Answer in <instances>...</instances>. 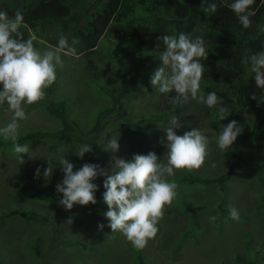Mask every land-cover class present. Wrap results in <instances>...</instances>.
Instances as JSON below:
<instances>
[{
	"label": "rangeland",
	"instance_id": "374dc122",
	"mask_svg": "<svg viewBox=\"0 0 264 264\" xmlns=\"http://www.w3.org/2000/svg\"><path fill=\"white\" fill-rule=\"evenodd\" d=\"M24 7L23 0H0L2 12L6 8L21 11ZM82 19L77 14L65 24L55 21L32 29L23 26L21 31L24 33L25 41L29 36L36 37L34 46L42 52L57 46L54 41L58 42L60 34L68 39L70 45L73 39L77 41L73 45L74 54L62 55L63 67H57L53 96L67 101L71 117L76 118L81 125L88 127L95 119L96 113L112 105L110 94H120L126 108L125 113L109 120L107 125L115 124L120 120L147 118V121L139 127L137 134L126 130L110 132L106 144L101 145L90 158L93 164L111 174L116 157L131 160L134 154L147 155L149 152H155L163 159L166 148L160 144V140L166 137L164 128L171 126L173 115L178 117L180 125L174 129L177 135L183 136L185 132L200 128L210 141V156L204 166L192 171L176 170L174 176L167 178L178 185L176 197L179 195L182 203H177L175 197L171 207L166 210L163 219L157 225L159 232L156 237L150 239L141 251L144 263L235 264L233 257L237 252L242 251L244 231L251 233L252 243H261L264 246V208L261 212L257 210L260 203L259 193H262L263 187L256 179V176L264 170L259 166L260 160L252 144L250 116L237 115V119L227 116L226 119L219 121L217 108H209L206 104L191 99L187 103L183 101L173 103L171 99L177 96L175 90L169 94L159 93L151 84V78L155 71L163 66L159 58L163 48L155 41L148 44L149 50L138 55L133 49V38L107 31L92 53L91 58L96 68H90L84 58L85 52L80 50L75 36V30ZM138 65L146 73L138 74L135 87L130 89V92L122 91L121 82L128 85ZM165 74H170L169 68H165ZM101 86L107 89L104 91ZM2 87L0 85V90ZM247 87L250 99L254 92L262 89L257 84H250ZM203 94L207 96L206 93ZM175 105L180 107L178 113L170 111ZM24 108L29 119L20 122L19 136L27 129L52 130L59 127L58 121L45 111L42 101L32 105L25 104ZM154 112L157 114L163 112L166 120L149 115ZM12 115L7 102L0 104V128L10 122ZM233 120L242 127V132L230 149L221 151L217 145L221 126H227ZM0 137L4 140L2 136ZM113 137L119 139V150L105 151L109 139ZM48 141L51 142L52 139L37 138L32 142H26L34 159L26 154L23 156V164L13 152L11 140H7V149L0 151V264H134L138 249L134 248L120 232L112 233L108 226L110 221L105 216L109 209L102 195H96L98 199L94 205L75 204L71 210H66L58 203L56 211L48 200L41 202L23 195V190L42 191L52 181L53 188L50 195L59 194L57 185L62 183L65 175L63 166L58 162L60 156H66L75 165L74 171L89 160L87 153L82 159L75 154L79 145L64 144L58 152L51 153L47 150ZM239 147L247 163L235 167L230 179L225 183L227 189L225 193H222L216 182L186 184L178 180L179 177L190 172H195L203 179L217 177L235 160L232 153ZM47 158L52 159L54 171L48 179H45L43 171L48 167ZM213 163L215 167L211 166ZM38 168L41 170L39 178L36 177ZM105 178L98 176L94 183L101 186ZM224 197L225 201L222 205L227 208L224 213L229 215V207H235L240 219L237 221L224 217L217 226L214 223L219 212L217 204L224 200ZM62 198L63 195L59 194L56 199L58 201ZM188 202L193 206L198 203L204 205L203 209L196 211L201 231L196 234L195 239L188 238V234H185L192 227L191 215L187 208ZM14 209L37 210L49 219L50 224L10 214ZM69 218L73 220L71 225L66 223ZM53 221L56 222L57 240L77 237L87 242L92 251L71 249L70 246L60 243L54 246ZM100 225H103L102 229ZM37 238L40 243L39 251L34 250Z\"/></svg>",
	"mask_w": 264,
	"mask_h": 264
},
{
	"label": "trees",
	"instance_id": "16d2710c",
	"mask_svg": "<svg viewBox=\"0 0 264 264\" xmlns=\"http://www.w3.org/2000/svg\"><path fill=\"white\" fill-rule=\"evenodd\" d=\"M25 7L21 10L24 16V27L35 28L46 23L58 21L65 24L79 14L83 19L75 30L76 39L79 42L80 50L85 52L87 65L95 69L96 65L92 60L93 50L96 48L100 38L107 31L119 34L124 37L133 38L135 52L142 55L149 50L148 44L152 41L158 42L162 47L159 37L162 35H176L183 33L195 38L201 36L206 41L209 57L206 61L202 60L205 70L201 80L202 93L216 92L222 97L224 106L228 109V116L237 119V115L248 114L252 120L250 132L252 144L256 152L259 166L264 170V89L257 90L253 95L257 99L248 97V87L256 84L255 73L251 72L250 63L246 64L253 54L264 51V0H255L252 10L255 16L250 17L251 27L245 29L238 21L230 5L234 0H23ZM210 3H216L215 13L205 14L202 6L207 7ZM9 18H13L15 10L6 8L5 11ZM21 27V29L23 28ZM20 29V30H21ZM57 45L58 42L54 41ZM134 76L130 78L128 85L121 82L122 91L130 92L135 87L138 74H145L146 71L140 65L136 67ZM123 77L121 76V81ZM102 90H106L101 86ZM55 83L46 90V97L42 100L45 111L55 118L59 127L52 130L35 129L27 131L20 136L17 142L21 145L36 138L52 139L48 141L47 149L49 152L56 153L61 145H90L92 151L87 153L89 160L86 163L93 164L90 158L101 146L106 144L107 135L110 132L126 130L132 134H137L139 127L147 121V118H137L136 120H120L117 123L109 122V112L115 111V117H119L126 105L121 99L120 94L112 95V105L96 113L92 124L81 125V123L71 114L67 107V101L57 99L53 96ZM256 100V101H253ZM170 111H180L179 105H175ZM117 113V114H116ZM149 114V113H148ZM156 118L166 120V115L156 112ZM13 145V142H11ZM8 142L0 138V151L7 149ZM13 148V147H12ZM25 154H23L24 156ZM235 161L217 177L212 179L200 178L195 172L183 175L178 178L186 184H208L218 183L222 193L227 191L225 183L230 179L235 167L247 163L243 158L241 147L233 152ZM258 183L263 187L259 193L260 203L258 210L264 208V172L256 176ZM53 181L50 182L42 191L22 193L27 198L35 200H48L54 211L57 210V197L50 195ZM106 189L103 185H98L95 195L100 196ZM21 192V191H20ZM49 198V199H47ZM96 199H98L96 197ZM224 200L219 201V212L214 219L218 226L224 217L232 219L226 215L227 209L222 205ZM177 203H182L179 195L176 197ZM188 202V210L191 215L192 227L188 231V238L195 239L196 234L201 231L196 216V211L203 209L204 205L198 203L193 206ZM211 205L209 204V207ZM193 211V212H192ZM10 214H17L25 219L38 220L45 224H50L49 219L43 214L32 209H14ZM56 222L53 221L55 235L52 237L54 246H70L71 249H81L82 251H92L84 242L77 237L60 238L55 230ZM194 226V227H193ZM184 234V235H185ZM34 250L39 251L40 245L38 238L35 239ZM51 245V247L53 246ZM142 250L136 251V262L134 264H145ZM233 261L235 264H264V246L261 243H252V235L249 231L242 233V251L237 252Z\"/></svg>",
	"mask_w": 264,
	"mask_h": 264
},
{
	"label": "clouds",
	"instance_id": "9594fccd",
	"mask_svg": "<svg viewBox=\"0 0 264 264\" xmlns=\"http://www.w3.org/2000/svg\"><path fill=\"white\" fill-rule=\"evenodd\" d=\"M254 3L255 0H234L230 5L245 29L251 27L250 17L256 15L252 10ZM216 10V3L202 6L205 14L215 13ZM23 24L24 16L20 10L15 12L13 18L0 11V85L3 86L0 90V104L7 102L8 109L13 113L10 122L0 128V136L13 142V152L22 164L23 154L34 159L26 142L23 145L17 142L20 137V122L29 119L24 105H32L45 99L46 90L56 81L57 67H63L62 55L74 54L73 45L77 43L73 39L70 45L68 39L60 34L58 45L42 52L34 46L36 37L29 36L24 40V33L21 31ZM158 39L163 43V51L159 55L163 66L158 68L151 78V84L156 90L162 94L175 90L177 96L171 99L173 103L198 100L209 108H217L219 121L226 119L229 114L227 107L222 106V97L216 92H209L205 96L201 91L200 84L205 70L201 61H206L209 57L205 39L201 36L193 38L183 33L178 37L162 35ZM245 63H250L251 72L256 74L257 86L264 89V51L253 54ZM165 68L170 69L169 75L165 74ZM252 99L257 97L253 95ZM114 118L113 112H109L107 119ZM170 123V127L164 128L166 137L160 140V144L166 148L163 159L155 152H149L147 155L134 154L131 160L116 157L109 174L100 166L90 163H85L74 171L75 165L66 156H60L58 162L63 166L65 175L62 183L57 185V192L63 195L58 203L66 210H71L75 204H96L95 193L98 191V185L94 181L98 176L106 177L103 184L106 191L100 195L109 209L105 213L110 221L108 226L112 233L123 234L134 248H145L148 241L156 237L159 232L157 225L177 195L178 185L167 178L174 176L176 170L200 169L210 156V141L200 128L180 136L174 131L180 126L176 115L172 116ZM27 131L30 130H25L22 135ZM241 132L242 127L235 120L227 126L222 125L217 139L220 150L230 149ZM118 141L115 137L110 138L105 151L117 152L120 147ZM91 151L92 147L84 144L78 147L75 154L82 159ZM47 163L48 167L43 171L45 179L54 171L51 158H47ZM211 166L216 165L213 163ZM40 175L41 170L38 168L36 177L39 178ZM229 215L234 220L240 219L235 207H229ZM66 223L71 225L73 220L69 218ZM100 228L102 229L103 225H100Z\"/></svg>",
	"mask_w": 264,
	"mask_h": 264
}]
</instances>
